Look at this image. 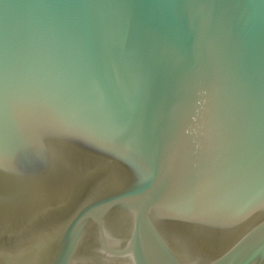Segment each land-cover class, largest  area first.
I'll return each instance as SVG.
<instances>
[{"label": "water", "instance_id": "obj_1", "mask_svg": "<svg viewBox=\"0 0 264 264\" xmlns=\"http://www.w3.org/2000/svg\"><path fill=\"white\" fill-rule=\"evenodd\" d=\"M0 264H264V0H0Z\"/></svg>", "mask_w": 264, "mask_h": 264}]
</instances>
